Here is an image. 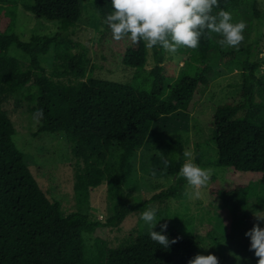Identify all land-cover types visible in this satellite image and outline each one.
<instances>
[{
	"label": "trees",
	"instance_id": "1",
	"mask_svg": "<svg viewBox=\"0 0 264 264\" xmlns=\"http://www.w3.org/2000/svg\"><path fill=\"white\" fill-rule=\"evenodd\" d=\"M218 3L212 15L221 10L230 13L247 10L244 21H257L255 36L262 35L261 31L256 35L259 23L264 20V9L258 0H218ZM92 4L103 21L93 43L101 69L112 72L116 68L114 62L119 61L135 69V79L139 80L136 86L86 74L88 60L84 46L65 33L81 17V0H33L27 10L37 19L59 21L61 26L53 35H32L26 40L11 33L14 12L0 7V264H188L198 252L196 238L177 236L168 227L164 234L177 242L167 249L150 238V227L117 248L107 247L106 242V232L118 227L130 214L141 213L154 202L165 203L182 194L187 184L179 175L187 149L184 141L169 137L165 142L168 172L177 176L167 188L147 200L128 203L121 200L119 186L131 173L130 158L145 144L153 123L178 111L193 113L198 104L207 100L215 74L238 69L241 86L237 94L216 103L207 100L210 138L216 147L218 166L227 167L232 177L259 174L257 182L264 190V73L258 71L264 60L258 59L259 40L250 39L249 43L246 39L238 49H224L219 44L222 38L205 30L199 46L191 49L184 70L166 85L161 64L164 49L150 48L156 65L144 70L146 43L143 40L133 43L128 37L115 41L104 23L113 11L111 0H92ZM12 48L29 59L26 69L10 55ZM51 50L53 58L48 70L40 57ZM30 86L38 92L35 113L43 109V119L36 122V131L63 133L74 166L80 168L73 183L77 199L86 203L90 189L104 181L117 185L113 191L116 199L113 214L105 221L91 219L80 211L64 213L60 203L45 194L24 154L15 145V130L3 104L11 98L18 99L15 95ZM194 125L199 126L196 116ZM193 132L197 146L200 137H196V130ZM115 147L121 150L117 170L109 163ZM196 159L200 161V155ZM208 190L228 212L222 219L224 236L218 238L210 222L204 225L205 234L219 244L226 239L228 258L238 264H257L258 258L249 251L250 239L245 232L254 224L264 227L253 215L255 210L264 211V193L257 196L253 206L249 203L248 184L219 186L213 176ZM84 233L91 234L95 241L97 254L91 257L84 245Z\"/></svg>",
	"mask_w": 264,
	"mask_h": 264
},
{
	"label": "rangeland",
	"instance_id": "2",
	"mask_svg": "<svg viewBox=\"0 0 264 264\" xmlns=\"http://www.w3.org/2000/svg\"><path fill=\"white\" fill-rule=\"evenodd\" d=\"M264 9V0H258ZM33 5V0H0L1 8H8L14 12V22L11 30L20 39H28L32 35L44 36L53 35L61 26L59 21L37 19L29 9ZM233 22L244 21L246 12L231 13ZM2 18V15H0ZM246 29L243 33L245 39L259 40L258 59L264 60V20L259 23V31L263 32L260 36H255V20L245 21ZM249 27V28H248ZM256 27V26H255ZM103 28V21L97 11L94 9L92 0H81V17L79 21L66 29V34L76 42L84 46L80 49L87 58L86 74L95 78L128 83L136 86L139 80L135 79V69L114 62L115 70L110 72L101 69V60L93 50V43L99 36ZM10 33V32H9ZM218 38H223L221 34L214 33ZM249 41V43L251 42ZM224 49L232 47L224 46ZM74 52V50L72 51ZM10 55L19 60L22 69L29 66V59L18 49L12 48ZM104 55L107 51H102ZM191 49L180 47L176 53L163 51L162 65L167 77L166 85L174 81L179 72L184 70L190 56ZM100 55H102L100 53ZM53 51L47 55L41 56V63L46 69H50L52 64ZM156 65L153 52L148 48L147 61L144 70L149 71ZM259 72L264 73V65L258 68ZM241 71L234 69L227 74L216 75L207 91V100L216 103L228 96L236 95L240 89ZM16 98L9 99L3 104L11 120L15 134L13 141L15 145L24 154V160L30 167V171L42 187L45 194L52 200L58 201L61 210L64 213L71 211H80L89 215L91 219L105 221L113 214V206L116 191L115 183L104 181L100 186L90 189L87 202H81L77 199L73 190L74 176L79 171V166H74L75 161L71 155L70 147L66 142L63 133H38L37 125L34 120L35 107L38 101V92L34 86L25 87L21 93L15 95ZM207 100L201 102L194 108L191 114L178 111L170 116H164L152 124L151 132L141 149H136L132 154L130 161L132 166L131 173L127 176L125 182L120 184L121 200L128 203L140 202L149 199L154 193L163 188H167L177 176L168 172L167 168V149L165 142L169 137H178L184 141L187 149L185 153H192L195 157L194 162L202 168H212V176L219 186L224 184H234L245 182L249 186V203L255 206L257 196L264 193L257 180L260 175L256 173L248 174L245 178L239 175H230L227 167L216 164V147L211 141V127L207 122V109L210 102ZM196 123L194 125V117ZM194 127H196L194 129ZM201 129V130H200ZM197 131L200 137L199 144L196 146L197 139L194 132ZM196 146V148H195ZM197 149V151H196ZM120 149L115 147L109 155V163L118 169ZM196 152L200 155V161L196 159ZM188 157L184 158L185 163ZM211 179V178H210ZM210 182V181H209ZM209 185V184H208ZM194 190L185 185L182 194L178 197L166 200L165 203L154 202L148 207L158 209L156 218L159 220L153 230L160 231V225L165 222L168 225V231L177 236H193L198 242V252L200 255L214 254L219 259V264H238V261L228 258L227 241L221 239V243L215 242L208 237L204 231L206 222H210L211 228L218 233V238L224 236V219L228 210L224 208L222 202L216 196L209 193L208 186L200 190V196H194ZM147 207V208H148ZM257 211V210H255ZM260 212L264 217V211ZM142 213V212H141ZM141 213H133L127 216L124 221L116 228L109 229L106 233L107 247L117 248L124 242H130L139 232L148 230L149 225L141 218ZM260 221V220H259ZM262 224L264 221H261ZM146 229V230H145ZM84 245L87 246L88 255L91 257L97 254L94 248V238L89 233L83 234Z\"/></svg>",
	"mask_w": 264,
	"mask_h": 264
},
{
	"label": "clouds",
	"instance_id": "3",
	"mask_svg": "<svg viewBox=\"0 0 264 264\" xmlns=\"http://www.w3.org/2000/svg\"><path fill=\"white\" fill-rule=\"evenodd\" d=\"M113 11L104 23L111 29L112 38L120 41L128 37L133 43L143 40L146 47H160L169 53H176L180 47L195 49L199 46L205 30L222 35L219 44L238 49L245 37L246 22H233L230 12L221 10L212 15L213 8L219 7L218 0H111ZM43 119V109H37L34 120ZM185 163L180 169L188 185L194 190V196H200V190L208 186L214 172L212 168L197 165L192 153H185ZM156 207H148L140 218L150 227V238L167 249L177 242L164 234L166 223L160 225V231H154L157 222ZM257 220L264 221L260 212H253ZM250 239L249 251L257 257V264H264V227L254 224L245 232ZM240 258L237 257V260ZM188 264H219L214 254L195 255Z\"/></svg>",
	"mask_w": 264,
	"mask_h": 264
}]
</instances>
